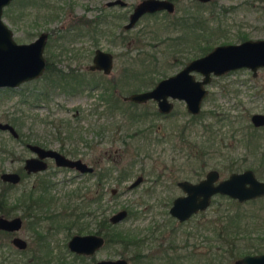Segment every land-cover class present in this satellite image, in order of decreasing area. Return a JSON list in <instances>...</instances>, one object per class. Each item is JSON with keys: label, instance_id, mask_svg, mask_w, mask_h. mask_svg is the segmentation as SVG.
I'll list each match as a JSON object with an SVG mask.
<instances>
[{"label": "rangeland", "instance_id": "1", "mask_svg": "<svg viewBox=\"0 0 264 264\" xmlns=\"http://www.w3.org/2000/svg\"><path fill=\"white\" fill-rule=\"evenodd\" d=\"M104 1L11 0L2 11V18L13 30L17 42H30L40 32H50L43 51L54 66L64 71L78 68L87 79L102 82L93 88L78 85L72 79L64 88L50 87L47 98H37L46 85L44 76L17 87H0V121L11 122L13 116H19L23 122L19 132L43 140L52 148L63 146L68 156L80 157L95 167L94 173L81 174L49 162L51 167L46 173H50L52 185L47 197L54 201L36 210L43 215L39 229L45 235L44 246L51 251L48 264H94L97 259L117 257L126 258L129 264H231L234 259H230L227 249L232 236L226 232L238 226L236 243L240 247L257 241L264 230V197L238 205L235 199L216 194L209 207L182 222L169 213V207L175 196L183 194L177 180L196 181L210 168H217L220 176L225 177L231 169L253 166L257 176L264 179V126L254 131L250 122L253 112H264V68L256 76L245 67L214 76L207 84L202 113L195 118L182 100H174L172 111L165 115L153 114L157 105L151 99L137 103L122 96L147 89L151 80L157 82L178 71L200 54L197 46L206 43L205 35L214 33L209 39L213 40L212 48L220 43L242 41L239 34L251 39L264 38V0H213L203 6L194 0H183L180 5L175 3L174 17L162 12L145 15L129 30L122 28L125 18L106 15L127 12L140 0H126V8H107ZM184 7L192 11L189 18L192 24L209 20V27L199 41L189 33L182 37L169 29L167 21L180 16ZM211 10H215V19L209 18ZM55 11L56 17L47 18ZM105 16L106 20L98 26L102 31L85 33L84 26L88 24L81 22ZM78 22L84 34L67 35L64 30ZM60 27L67 36L59 37L63 34ZM96 48L113 53L114 64L109 74L85 68ZM143 59L148 71L140 75ZM196 77L201 75L196 73ZM111 83H117L113 93L114 98L118 97L116 107L109 106L108 100L101 97L103 86ZM22 96L26 101L21 102ZM144 112L146 116L139 124L133 116ZM212 132H216L215 139L207 147L205 139ZM182 133L188 139L184 144L180 140ZM255 137H259L258 143ZM206 147L207 153L201 156ZM29 155L31 152L22 141L0 129V170L15 169ZM100 171L110 172L99 179ZM137 175H142L143 180L129 187ZM35 179L36 176L26 178L12 187L11 192L24 191ZM100 193V203L88 204L83 200ZM100 204L97 215L109 216L120 208L127 209V216L115 224L116 232L150 239L134 247L113 241L92 256L79 257L71 252L67 241L76 232L63 226V217L75 205L92 209ZM237 210L241 215L230 222L228 214ZM90 227H95V221ZM219 232L222 238L217 236ZM35 244L39 245L33 240L24 253L9 248L1 250L0 256L4 253L9 260L24 262L22 257L28 259Z\"/></svg>", "mask_w": 264, "mask_h": 264}, {"label": "water", "instance_id": "2", "mask_svg": "<svg viewBox=\"0 0 264 264\" xmlns=\"http://www.w3.org/2000/svg\"><path fill=\"white\" fill-rule=\"evenodd\" d=\"M10 2L11 0H0V87H17L39 76L45 68L43 50L48 36L47 32L39 33L30 42H17L12 29L2 18L3 7ZM115 2L121 1L115 0L108 3ZM160 8L172 10L173 6L165 0H143L134 8L126 27L131 26L142 12ZM242 67L249 68L254 75L257 74L259 68H264V38H248L236 43L215 45L207 53L189 60L174 74L158 80L153 87L131 92L124 98L138 103L153 99L161 112L171 110L173 102L169 100V97L181 99L185 102L187 111L195 114L201 109L202 99L207 93L205 85L209 83L211 74L219 75ZM91 68H101L104 72H109L112 68V53L97 48L94 51ZM193 71L200 72L202 78L196 79ZM251 119L257 125L263 124L264 114L254 113ZM0 129L17 135L16 128L9 122L0 121ZM28 146L38 154V157L26 160L28 170L45 168L46 163L42 158L46 156H52L59 165L73 167L81 172L93 169L81 158H71L54 148L31 144ZM1 177L11 181L18 180V175L13 172L2 173ZM218 178L219 171L210 169L205 177L197 182L179 181L178 184L186 194L173 199L169 212L179 220H184L192 213L209 206L211 197L217 193L240 202L264 195V180L258 179L251 169L231 172L223 179ZM141 180L140 175L129 187H134ZM127 214L126 208H120L109 216V220L112 223H118ZM103 243L104 238L101 235L76 233L70 237L67 245L71 251L78 254H92ZM95 264H128V261L124 257L102 258ZM231 264H264V252L244 254L235 258Z\"/></svg>", "mask_w": 264, "mask_h": 264}, {"label": "flooded vegetation", "instance_id": "3", "mask_svg": "<svg viewBox=\"0 0 264 264\" xmlns=\"http://www.w3.org/2000/svg\"><path fill=\"white\" fill-rule=\"evenodd\" d=\"M110 1H115V0H105L104 1V4L106 5L107 8H110V7H113V6H121L123 8H126L128 6V2L126 0H120L121 2H115L113 4H109L108 2ZM143 0H140L138 1L137 3H135L131 9H129L127 12H123V13H119V14H110V15H106V16H110V17H116V18H125L126 21L122 24V28L124 30H129V29H132L136 23L139 21L140 18H142L143 16L145 15H154V14H157V13H164V15L168 16V17H174V11H175V3H178L179 5L181 4V2L183 0H165L169 3L172 4L173 6V9L172 10H168L167 8H160V9H155V10H152V11H144L142 12L139 17L135 20V22L129 26V27H126V24H128L130 22V16L131 14L134 12V8L140 3L142 2ZM213 0H194V2H196V4H199L200 6H203L205 5L206 3H209ZM8 5V4H7ZM211 14L209 16V18L213 17V13L215 12V10H211L210 11ZM123 14V15H121ZM191 14H192V11L187 8V7H184V10L182 11V13L180 14V16L178 17H175L173 20H170V21H167L168 23V26H169V29L170 31L172 32H177V36H185L187 35L188 33L190 34L191 38L192 39H195L196 41H199L198 39V30L196 29V25H195V22L192 24L190 22V19L191 18ZM193 15V14H192ZM106 16L103 17V18H99V19H89V20H86V21H83L81 22L82 24H88L87 26H84L86 28H90L92 29L93 31H96L98 28L99 25H101V23L104 22V20H106ZM209 23V21H208ZM221 23V22H220ZM220 25V24H219ZM13 31V30H12ZM99 31H102L101 29H99ZM181 31V32H180ZM194 32V33H193ZM41 33V32H40ZM86 33V32H85ZM223 33V32H222ZM48 36H49V32H47ZM84 34V33H82ZM88 34V33H86ZM212 34L214 33H211L209 34L208 36H206L207 39H210L212 38ZM48 36H47V39H48ZM212 36V37H211ZM120 38L122 39H126L125 36L123 35H120ZM47 39H46V42H47ZM245 39H248V38H245ZM243 39V40H245ZM149 43V42H148ZM220 44H224V43H220ZM46 45V43H45ZM45 47V46H44ZM198 47V46H197ZM97 49V48H96ZM95 49V50H96ZM101 49V48H100ZM94 50V51H95ZM198 50V49H197ZM211 50V49H210ZM110 52V51H109ZM112 53V52H111ZM207 53V52H206ZM205 54V53H203ZM203 54H197L195 55V57H198V56H201ZM43 55H44V51H43ZM93 56L94 54L92 55V59H91V62L85 66V68L89 71H101L103 72L104 74H109L111 71H112V68H113V64H114V55L112 53V68L109 72H104L103 69L101 68H91V65L93 64ZM45 68L43 70V72L37 76V77H34L28 81H36L37 79L39 78H42L43 77V74L45 73L46 71V66H47V61H49L51 64L53 63V61L51 59L48 58V56H45ZM193 57V58H195ZM178 60H181L179 57L177 58ZM192 58H190L189 60H191ZM188 60V61H189ZM187 61V62H188ZM185 62L182 67L187 63ZM53 65V64H52ZM54 66V65H53ZM57 67V66H55ZM181 67V68H182ZM57 68H60V67H57ZM243 68V67H242ZM262 68V67H261ZM62 69V68H61ZM238 69V68H237ZM260 69V68H259ZM258 69V70H259ZM235 70V69H234ZM62 71L64 72V74L68 77V80L70 83L72 79L74 78H71V75L70 74H73L76 76V78L78 79V82L77 84L78 85H83V86H91V87H98L101 85V81L99 80H94V79H87L86 76L84 75V71L81 72L82 70L80 69H75V68H71L67 71H64L62 69ZM231 71V70H230ZM177 72V71H176ZM229 72V71H227ZM225 72V73H227ZM175 73V72H174ZM172 73V74H174ZM193 75L195 76L196 79H201L202 78V74L200 72H197V71H193L192 72ZM196 73H199L201 75L200 78L196 77ZM172 74H169V75H172ZM224 74V73H222ZM251 74L252 76H256L258 74V71H257V74L254 75L253 72L251 71ZM167 75V76H169ZM221 75V74H219ZM219 75H215V74H211V78H210V81L209 83L211 82L212 78L214 76H219ZM165 76V77H167ZM164 78V77H163ZM161 79V78H160ZM159 79V80H160ZM73 81V80H72ZM26 82V81H25ZM45 82H49L50 84V80H45ZM156 83V82H155ZM155 83L152 85V86H147L149 88L153 87L155 85ZM22 84V83H21ZM48 84V86H49ZM208 84V83H207ZM207 84L205 85L206 89H207V93L205 94V96L203 97L202 99V102L204 100V98L207 96L208 94V88H207ZM68 85V84H67ZM77 87V86H76ZM117 87V83L115 84H109V85H104L103 88V93L105 94H108V93H114L115 91V88ZM145 90V89H144ZM134 92V91H132ZM126 95H123L122 98L124 100H127L125 99ZM114 97V96H113ZM118 98V97H117ZM115 98V100L117 99ZM114 100V104L112 102H109V106L113 107V105L116 107V104H117V100L115 101ZM153 100V99H151ZM169 100H171L173 102V106L171 108L170 111H172L173 107H174V100H181V99H172L169 97ZM127 101H130V100H127ZM149 101V100H147ZM155 101V100H153ZM183 101V100H182ZM134 102V101H132ZM202 102H201V109H202ZM138 103V102H137ZM156 103V101H155ZM185 103V102H184ZM186 107V105H185ZM200 109V111L198 113H195V114H192L190 112H188L193 118L197 117L198 115H200L202 112V110ZM187 110V109H186ZM157 111L158 113H162V114H165L167 115L168 113H170V111L168 112H161L158 110L157 108ZM254 113H262L264 114V112H253L251 115H250V122L253 126V128L255 129L254 131H257L259 128L263 127L264 126V123L263 124H255L251 117ZM11 123V122H9ZM12 124V123H11ZM13 125V124H12ZM14 126V125H13ZM16 128V126H14ZM17 130V128H16ZM10 133V132H9ZM14 138H17L18 140L22 141L24 143V145L26 146V148L31 152V155L29 156H25L24 159H22V162L20 165H18L15 169H2L0 170V251L1 250H4V249H8L11 251L13 250H17L19 251L20 253H24L26 252L28 249H29V246L31 244V242L34 240L35 242H38L39 245H36L35 244V249L33 250L34 253H32V255L28 258L27 256L26 257H22V259H24V262H21L19 263L18 261L16 260H13V259H10L8 258V256H5L4 253L0 256V264H7L9 263L10 261L12 263H15V264H48L49 262H51V256H50V250L48 249V246H44L43 242H45V235L40 231V222L42 221L43 219V215L42 214H39L36 212V210L38 208H40V206H44V205H50L51 202H53L54 200H51V196L47 197L48 196V191H49V188L50 186L52 185V180L50 179V173H46L49 168L51 167L49 162L52 161L54 163L55 166L57 167H60V168H70V169H74V170H77L73 167H69V166H65V165H59L56 163L55 159L52 157V156H46V157H43L42 160L46 163V166L45 168L43 169H38V170H28V168L26 167V160L27 159H30V158H34V157H38V154L36 151H34L33 149H31L28 144H31V145H39V146H42V147H45V148H49L48 145H45L43 143H40L38 141L37 138H29L28 136L29 135H26V134H23L21 132H19L17 130V135H14L12 133H10ZM215 134L216 132H212L211 134V137L209 138V140H211V142L207 139V143H208V147L212 146V142L214 141L213 138L215 139ZM170 135V134H169ZM255 141L258 143L259 142V137H255ZM185 143V142H184ZM183 143V144H184ZM264 143V142H263ZM260 144H262L261 142L259 143V146ZM185 146V145H184ZM186 147V146H185ZM52 148V147H51ZM56 150H58L59 152H61L62 154L68 156L66 154V152H64L62 149H57V148H54ZM183 149V148H182ZM208 151V148L206 147L204 150H202L201 152V156H203L204 154H206ZM257 151V150H256ZM190 153H192L190 151ZM189 154V153H188ZM264 154V152H263ZM190 155V154H189ZM255 155V154H253ZM191 156V155H190ZM70 157V156H69ZM71 158H80V157H71ZM82 159V158H81ZM21 160V159H20ZM83 160V159H82ZM84 161V160H83ZM261 161V160H260ZM86 162V161H85ZM203 162V161H202ZM262 162V161H261ZM89 164V163H88ZM90 166L93 167V169L91 171H79L77 170L79 173L81 174H91V173H94L95 171V167L91 164H89ZM210 169H216L218 170L217 168H210ZM210 169H208L207 171H209ZM245 169H251L255 176L260 179V180H264L263 178H259L255 172V167L253 166H248V167H245L243 168L242 170H238V169H231L230 172L228 173V175L231 173V172H240V171H243ZM206 171V172H207ZM219 171V170H218ZM5 172H13V173H16L18 175V180L17 181H11V180H7V179H3L1 177V174L2 173H5ZM205 172V174H206ZM227 175V176H228ZM31 176H36V179L35 181L27 188L25 189L24 191H20L19 193H15L13 194L11 192V188L12 187H17L19 186L20 184H22V182L28 178V177H31ZM140 176V175H137L136 178ZM142 176V175H141ZM225 176V177H227ZM205 175L202 177L204 178ZM225 177H221L220 176V171H219V178L218 179H223ZM135 178V179H136ZM202 178H199L198 180L196 181H192V180H189V179H179L177 180L176 184L180 187V189L183 191V194H180V195H177V196H182V195H185L186 193L184 192V190L182 189V187L178 184L179 181H182V180H188L190 182H197L199 181L200 179ZM134 179V180H135ZM133 180V181H134ZM142 180H143V176H142ZM141 180V181H142ZM131 181L130 184L133 182ZM140 181V182H141ZM139 182V183H140ZM138 183V184H139ZM129 184V185H130ZM137 184V185H138ZM136 186V185H135ZM132 188V187H131ZM47 194H46V193ZM218 195H223V194H219L217 193ZM216 195V194H214ZM213 195V196H214ZM85 197V195H83ZM175 196V197H177ZM213 196L211 197V201H212V198ZM96 197V195H95ZM94 197V198H95ZM174 197V198H175ZM229 197V196H228ZM264 195L262 196H259V197H256V198H253V199H248V200H245V201H242V202H246V201H254V200H257L258 198H263ZM94 198H89L88 196L85 197V199L83 200H86V203H90V201H92ZM173 198V199H174ZM234 199V198H233ZM237 200V199H235ZM173 201V200H172ZM211 201H210V204H211ZM238 201V200H237ZM95 202V201H94ZM240 202V201H238ZM241 202V203H242ZM209 204V205H210ZM87 207V206H86ZM85 207V208H86ZM209 207V206H207ZM206 207V208H207ZM83 208V213L80 214V220H79V223L85 228L83 232H80V233H77V234H98V235H101L103 238H104V243L103 245L99 248L101 249L105 244H107V239H106V236L102 233V232H98L97 230V227L99 226V223L100 220H101V215H97L96 212L92 213L91 214V211L87 210L88 208ZM170 208V207H169ZM205 208V209H206ZM205 209H202V210H198L196 211L195 213H192L188 218L184 219V220H179L177 217V220L179 222H182V221H185L187 219H189L192 215L200 212V211H203ZM170 213V212H169ZM171 214V213H170ZM111 215V214H110ZM109 215V216H110ZM172 215V214H171ZM67 216V215H66ZM64 216L63 219H65V224L64 222L62 223L63 226L65 225V227L67 229H70L69 228V220H68V216L66 217ZM109 216H107V219H108V222L112 225H115L117 223H112L110 220H109ZM173 216V215H172ZM66 217V218H65ZM92 221H95V227L91 228L90 227V224ZM58 226V225H56ZM76 233H73V234H76ZM72 234V235H73ZM71 235V236H72ZM70 236V237H71ZM70 239V238H69ZM68 239V240H69ZM150 239L149 237L147 236H144V235H140V234H134V233H130V232H127V239H126V243L128 246L130 247H134V246H138L144 242H146V240ZM149 242V241H148ZM68 243V241H67ZM68 247V245H67ZM170 247H173L172 245H170ZM180 247V246H179ZM69 249V247H68ZM99 249H97L94 253L92 254H78L74 251H70L75 253L77 256L79 257H85V256H92L93 254H95ZM143 249V248H142ZM38 252L42 253V254H38ZM102 259V258H101ZM99 260V259H97ZM95 260V262L97 261ZM128 261V260H127ZM94 262V264H95ZM129 264V262H128Z\"/></svg>", "mask_w": 264, "mask_h": 264}, {"label": "trees", "instance_id": "4", "mask_svg": "<svg viewBox=\"0 0 264 264\" xmlns=\"http://www.w3.org/2000/svg\"><path fill=\"white\" fill-rule=\"evenodd\" d=\"M31 2V1H30ZM33 4V1L31 2V5ZM29 5V4H28ZM24 6H27V4H25ZM56 9V8H55ZM25 15V14H24ZM56 17L57 16V12L55 11L54 13H51L50 15L47 16V18L49 17ZM214 19L216 17H213ZM211 19V18H210ZM208 21L209 20H203V21H197L195 22V25H196V29L199 31L198 32V39H200V37L203 35V32H206V30L208 29L209 25H208ZM221 20L218 21V25L221 24L220 23ZM78 25H79V28L80 30L77 32L78 30ZM82 24H80V22L76 23L75 25H72L71 27L67 28L66 30H64L66 32V34H70V33H75V34H78V35H81L83 32V29L81 28ZM84 28V27H83ZM60 31H63V28L60 27L59 28ZM82 29V30H81ZM93 29V28H92ZM92 29H88V28H85V32L88 33V31L90 32V30ZM62 32L63 34H60L59 37H62V36H67L66 34H64L65 32ZM206 34V33H205ZM49 35H50V32H49ZM247 36L245 34H239V38L241 40L245 39ZM204 41H206L205 44H200L198 45L197 49L200 51V54H203V53H206L208 52L211 48H212V41L213 40H209L206 38V35L204 37ZM177 61H180L181 60H177ZM142 63V67L143 69H139V72L140 75H143V74H146V72L148 71L147 67L145 66V60L143 59L141 61ZM183 63V61H182ZM71 75V78H74L73 80H75L76 82H78V79L76 78L75 75L73 74H70ZM45 80H51L50 81V84L49 82H46V85L44 86L43 85V88L39 91L38 93V96L37 98H47L48 95H49V91H50V87L52 88H64L67 84H69V80H68V77L64 74V72L62 71L61 68H57L55 66H53L49 61H47V66H46V71L45 73L43 74ZM79 83V82H78ZM155 82H153L151 80V83L149 86H152ZM49 84V86H48ZM134 91V90H133ZM104 99L108 100L109 102H112L114 104V100L115 98L113 97V94L112 93H108V94H105L103 93L102 96ZM23 101H26V98L25 97H21V102ZM116 101V100H115ZM117 102V101H116ZM148 113V112H147ZM153 114H159L157 111H154ZM146 116V112L144 113H138L136 115H134V119L135 120H139V124L143 123V119L145 118ZM11 123L16 126L17 130H20V128L22 127V124L23 122L20 120V117L19 116H13L11 118ZM151 125V124H150ZM153 129H151L149 132H152ZM182 132L185 131V127H183L181 129ZM169 134H167L166 136H168ZM180 140L182 141V143H184V141H187V137L185 136V134H180ZM209 140V138H207ZM205 139V140H207ZM40 143H43L45 145H47L46 142H44L43 140H38ZM181 147H185L184 145H181ZM208 147V146H207ZM60 149H64L63 146H61ZM69 153H73V154H76L75 151H72V150H67ZM110 170V169H109ZM110 172V171H109ZM108 171H100L99 173V179H102L105 175H107L109 173ZM102 192V191H101ZM220 196H226V195H220ZM228 197V196H226ZM230 198V197H228ZM101 199H102V193H100L99 196H96L92 201H90V203H93L94 201L96 203H100L101 202ZM261 199V198H260ZM235 202L238 204V205H241L242 203L241 202H238L237 200H235ZM101 207V204L99 206V208H95L93 207L92 209H87L89 211H91V214L98 211ZM71 211L67 213V216H68V220H69V228L70 229H75V232L77 233H80V232H83L84 231V227L79 223V220H80V214L83 213V208H80L79 205H75L73 207H71ZM241 211L237 210L234 214H228V219L229 221L231 222V219H234V218H239V216L241 215ZM255 216V215H253ZM239 220V219H238ZM99 223V226L97 227V230L98 232H102L105 236H106V239H107V244L113 242V241H117L118 243H122L123 245L127 244L126 243V239H127V233H122V232H116L114 230L115 228V225H112L108 222V219H107V216L105 215H101V220ZM75 227V228H73ZM236 228L237 229H233V230H230V231H227L226 233L230 236H232V238L229 239V248L227 249L228 251V256L230 257V259H235V258H238L244 254H248V253H261V252H264V230H262L261 234L257 236L256 239H258L257 241H255L254 243L251 242L249 244H246V246H243V247H240L237 243H236V239L237 237H239L238 235L240 234L239 232V228L238 226L236 225ZM217 236L218 237H221L222 238V234L221 232L217 233ZM253 239V238H252ZM257 242V243H256Z\"/></svg>", "mask_w": 264, "mask_h": 264}]
</instances>
